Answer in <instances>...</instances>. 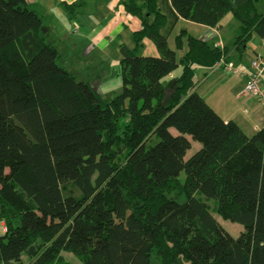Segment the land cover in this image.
<instances>
[{
	"label": "trees",
	"instance_id": "16d2710c",
	"mask_svg": "<svg viewBox=\"0 0 264 264\" xmlns=\"http://www.w3.org/2000/svg\"><path fill=\"white\" fill-rule=\"evenodd\" d=\"M120 4L141 28L118 46L122 87L104 96L92 75L57 66L41 3L0 0V264H71L63 252L82 264H264V127L249 136L222 119L195 76L264 38L257 0ZM85 5L60 6L72 22ZM230 12L242 24L229 44L182 29L170 48L180 20L217 33ZM146 40L158 57L143 58ZM190 139L202 147L188 157ZM211 199L244 226L238 237Z\"/></svg>",
	"mask_w": 264,
	"mask_h": 264
},
{
	"label": "crops",
	"instance_id": "0c3cea01",
	"mask_svg": "<svg viewBox=\"0 0 264 264\" xmlns=\"http://www.w3.org/2000/svg\"><path fill=\"white\" fill-rule=\"evenodd\" d=\"M76 1L78 0H59L57 5L59 4V7H61V3L72 4ZM84 1L86 5L77 12L75 19L70 23L73 27L79 25V36L85 39L86 46L89 47V53L95 51L100 53L108 52L112 46L117 50V55L120 57L118 46L126 44L133 47L132 34L141 28V22L129 17L125 13L120 4L121 0ZM182 24L196 26L201 30V38L209 37V42L212 41V44L220 46L221 48L222 45L229 44V42H226L221 37L223 27L220 32L215 33L212 28L207 26L180 20L176 28L179 25L182 26ZM258 38L259 37L255 36L252 39L253 43H250V46L243 54H240L236 50H232V52L234 51L237 53L234 62L231 61V56L229 60H221L226 63H232L241 71H244L245 74L242 76L228 75L223 68H216V66L213 68H195L196 80L199 82L198 93L222 119L236 122L249 136L254 135L264 127V105L253 97H244L240 95L248 79L251 60L259 56L264 58V38L261 37L262 40ZM168 43L170 46L169 40ZM144 45L142 54L144 59L159 56L156 46L152 41L146 40L144 41ZM183 51L182 54L184 55ZM186 51L187 49L185 48V55ZM180 70L177 71V73H179ZM221 74H223V76ZM173 75L174 74L168 76L169 81L174 77ZM107 80L106 78L104 80L99 78V80L94 81L98 91L102 95H109L115 91L118 92V88L119 90L121 89V85L119 86L118 83L114 90L106 89L104 93L102 91V82ZM240 104L244 105L247 114L245 111L241 110Z\"/></svg>",
	"mask_w": 264,
	"mask_h": 264
},
{
	"label": "rangeland",
	"instance_id": "374dc122",
	"mask_svg": "<svg viewBox=\"0 0 264 264\" xmlns=\"http://www.w3.org/2000/svg\"><path fill=\"white\" fill-rule=\"evenodd\" d=\"M30 1L41 3L44 7V24L49 30V42H53L56 50L62 57L61 60L56 62L59 68L74 73L79 80L85 79L87 75H92L95 80H99V78L103 80L106 78L107 80L109 78L107 81L102 82V91L104 93L106 92V89L114 90L118 83L119 86L121 85L122 87V82L119 77V60L122 56L121 54L120 57L117 55V50H115V48L111 46L108 52L104 53H100L98 51L89 53V47L86 46L85 39L79 36V25L75 27L78 29L76 31L77 34H75V32H73V30L75 29L69 21V14L63 8L59 7V4L57 5V3H59V0ZM256 5L258 13L264 14V0H257ZM241 24L242 22L238 18H236L235 14L233 12H230L222 21L223 30L221 32V37L226 42L230 43L238 35ZM180 25L173 31L169 38L170 47L174 50L176 49L175 38L179 35L182 29H186L190 35L196 38H201L202 36L201 30L196 26H188V24H182V26ZM255 36L259 37L258 39L262 40L261 36ZM210 43H212V41ZM183 52L185 55V49ZM177 53L178 59L180 60V62H182V64H184L186 61V55L184 56L182 54V51H177ZM230 56L231 61L234 62L237 53L233 51ZM221 75L223 76V74ZM168 82L169 81L166 80V83ZM173 133L176 134L174 130ZM190 140L192 142V149L188 152V157L191 154L193 155L202 147L198 142H195L192 139ZM158 171L160 172V170ZM154 175L155 173L151 174V176ZM185 176V173H182L180 176V180L184 181ZM213 188L215 191L220 192L223 188V179L220 177L215 178L213 181ZM208 204L210 206L212 215L219 222V224L233 236L238 237L244 230V226L242 224L223 219L217 212L218 202L216 199L209 200ZM70 205V203H67L68 207H70ZM89 242L95 247L102 248L103 246V243L98 242L94 239H90ZM63 256L71 264H82V262L70 252H63Z\"/></svg>",
	"mask_w": 264,
	"mask_h": 264
},
{
	"label": "built area",
	"instance_id": "2783aa9c",
	"mask_svg": "<svg viewBox=\"0 0 264 264\" xmlns=\"http://www.w3.org/2000/svg\"><path fill=\"white\" fill-rule=\"evenodd\" d=\"M78 29L75 28V31ZM216 67H221L225 70L228 75H244V71H241L232 63H226L225 61H220L215 65ZM264 58L263 57H256L251 60L250 63V71L248 73V79L246 82L245 87L240 92L241 96H248L253 97L259 103L264 105ZM240 108L242 111H245L244 105L240 104ZM247 114V112L245 111ZM7 229L4 224H0V234L6 233Z\"/></svg>",
	"mask_w": 264,
	"mask_h": 264
}]
</instances>
